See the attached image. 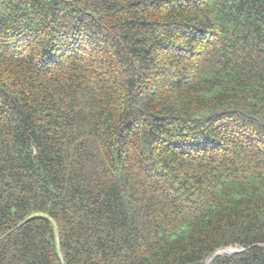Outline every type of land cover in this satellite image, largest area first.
<instances>
[{
  "label": "trees",
  "instance_id": "obj_1",
  "mask_svg": "<svg viewBox=\"0 0 264 264\" xmlns=\"http://www.w3.org/2000/svg\"><path fill=\"white\" fill-rule=\"evenodd\" d=\"M264 264V0H0V264Z\"/></svg>",
  "mask_w": 264,
  "mask_h": 264
},
{
  "label": "water",
  "instance_id": "obj_2",
  "mask_svg": "<svg viewBox=\"0 0 264 264\" xmlns=\"http://www.w3.org/2000/svg\"><path fill=\"white\" fill-rule=\"evenodd\" d=\"M240 250H242V249L231 248V247L219 249V250H217L216 252H214V253L212 254V256L207 260L206 264H208L209 261H210L215 255L222 254V253H233V252H238V251H240Z\"/></svg>",
  "mask_w": 264,
  "mask_h": 264
}]
</instances>
